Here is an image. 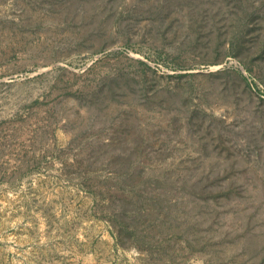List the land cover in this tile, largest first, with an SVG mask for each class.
I'll return each instance as SVG.
<instances>
[{
	"label": "rangeland",
	"instance_id": "374dc122",
	"mask_svg": "<svg viewBox=\"0 0 264 264\" xmlns=\"http://www.w3.org/2000/svg\"><path fill=\"white\" fill-rule=\"evenodd\" d=\"M0 264H264V0H0Z\"/></svg>",
	"mask_w": 264,
	"mask_h": 264
}]
</instances>
